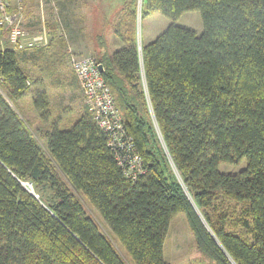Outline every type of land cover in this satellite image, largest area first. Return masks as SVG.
<instances>
[{"label":"trees","instance_id":"1","mask_svg":"<svg viewBox=\"0 0 264 264\" xmlns=\"http://www.w3.org/2000/svg\"><path fill=\"white\" fill-rule=\"evenodd\" d=\"M126 3L121 46L98 62L140 156L136 178L86 106L35 130L20 103L31 94L47 121L50 95L0 43V264H170L180 212L214 262L264 264V0H141L142 15L172 22L140 50L137 0ZM190 10L200 34L176 24Z\"/></svg>","mask_w":264,"mask_h":264},{"label":"crops","instance_id":"2","mask_svg":"<svg viewBox=\"0 0 264 264\" xmlns=\"http://www.w3.org/2000/svg\"><path fill=\"white\" fill-rule=\"evenodd\" d=\"M18 1L19 3L22 1L24 5L20 13V22L28 31L26 42L35 35L41 36V40L33 46L15 50L18 53V64L28 76L27 83L32 90L44 88L50 95L49 109L52 118H54L55 110L58 111L61 108L52 109L54 96L68 91L74 85L76 86L75 76L69 64L70 54L74 53L77 56L90 54L97 61H100L107 54L106 51H102L100 45L103 11L99 3V5L94 4L92 12L90 4L88 5L84 0ZM95 9L96 11H94ZM93 15H99L101 19L99 27L102 29L100 28L98 32L96 31V27L98 29L96 16L94 20ZM3 37L6 35L1 37V45H3ZM120 46L121 43L119 42L113 49ZM99 51H102L101 54H97ZM68 73H70L73 81L68 78ZM28 97L31 98V94ZM20 104H22L21 106L24 105L22 102ZM61 104L63 105V103ZM58 119L60 125L61 117ZM49 120L52 121L50 118ZM44 122L37 121L33 128L35 130L48 129L49 122H47V127H42Z\"/></svg>","mask_w":264,"mask_h":264},{"label":"rangeland","instance_id":"3","mask_svg":"<svg viewBox=\"0 0 264 264\" xmlns=\"http://www.w3.org/2000/svg\"><path fill=\"white\" fill-rule=\"evenodd\" d=\"M84 1L87 2L88 5L90 4V7L92 8V12L94 8V4L99 5L100 3L101 5L103 11L102 12L103 29L99 27V22L101 21L99 15L97 16L93 15V18L95 20V16H96L97 26H98V29L96 27V31L98 32L100 28L102 29L101 38H100V45L102 46L101 47L102 51H106L107 56L110 57L113 51L115 50V48L113 49V47L120 42L118 36L114 32V28L116 24L126 16L125 10L126 7L129 6V4L126 3V5L123 6L124 3L120 4L119 0H84ZM16 2L17 0H10V3L12 5L11 9L15 7ZM21 5H22L21 12H22L24 6L22 1H21ZM140 5H141V0H137L136 36H137L138 50L140 44H146L154 40L172 22V20H170L168 17L162 15L159 12H153L148 15H142ZM94 11H96V9ZM108 11L111 12L109 13ZM38 22L41 23V21ZM176 24L196 30L198 34H200L203 31L201 14L198 10H190L182 13L176 19ZM2 44L3 47H9L8 45L9 42L7 40V37H3ZM97 47H98V43H97ZM102 51H99V53L97 54H101ZM86 56L94 57L90 54ZM68 74H69L68 78L71 79L70 73ZM71 81H73V78L71 79ZM80 92L81 91L76 84V86L74 85L68 91L55 95L52 104V109H57L58 107L61 108L60 109L58 108L59 109L58 111L55 110V113H53L55 114L54 118H52L50 112V119H52L53 121V119L57 117H61L60 126H67L70 122L78 118L79 114H81V112L86 108L85 105L83 104V100ZM22 103L24 104L23 106H21L22 114L28 121L31 122L32 127H34L33 125L37 121L40 122L42 121L36 110L33 108L31 99L28 96L26 97L25 100L22 101ZM61 103H63V105ZM52 121L48 119L47 121H45L46 124L44 121H42L44 122V126L42 125V127H47V122H49L48 123L49 124L48 128H49ZM245 166H246L245 160H242L238 165L220 163L219 170L224 173H237ZM29 189H32V187L29 186ZM163 254H164V259L170 264H218L213 260H211L210 258H208L207 256H205L201 251H199L195 243L194 235L189 228L186 217L184 213L181 212L176 214L170 221L169 229L164 240Z\"/></svg>","mask_w":264,"mask_h":264},{"label":"built area","instance_id":"4","mask_svg":"<svg viewBox=\"0 0 264 264\" xmlns=\"http://www.w3.org/2000/svg\"><path fill=\"white\" fill-rule=\"evenodd\" d=\"M11 7L10 0H0V27L10 47L18 50L39 42L40 35H35L26 42L28 31L20 23L21 3L17 0L15 7ZM69 64L81 91L83 103L91 113L93 121L107 135L108 145L115 151H122L117 158L124 165L125 175L136 178L143 171L140 156L123 126L110 87L99 69L100 63L94 57L70 54ZM23 184L28 189L29 186L32 187L31 183Z\"/></svg>","mask_w":264,"mask_h":264},{"label":"water","instance_id":"5","mask_svg":"<svg viewBox=\"0 0 264 264\" xmlns=\"http://www.w3.org/2000/svg\"><path fill=\"white\" fill-rule=\"evenodd\" d=\"M119 2H120V4H122V3H124V0H119ZM115 9V8H114ZM109 13L111 12V11H108ZM139 50H140V47H139ZM99 69H100V71H103V66H102V64L100 63V65H99ZM35 197H37V195H35Z\"/></svg>","mask_w":264,"mask_h":264}]
</instances>
